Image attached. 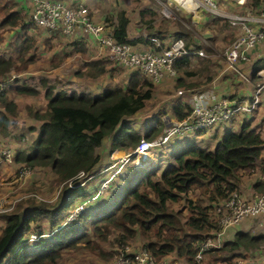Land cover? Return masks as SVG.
<instances>
[{
    "label": "trees",
    "instance_id": "trees-1",
    "mask_svg": "<svg viewBox=\"0 0 264 264\" xmlns=\"http://www.w3.org/2000/svg\"><path fill=\"white\" fill-rule=\"evenodd\" d=\"M260 4L262 7L264 0H250L245 5L258 7ZM16 6L17 3L13 0H0V44L4 39L2 31L14 27L26 30L29 27L25 23L26 15ZM138 14L140 23L146 24L145 29H151L157 12L153 8H142ZM181 19L182 21L173 20V25L177 28L174 32L170 31L169 20L158 21L156 36L163 44L170 39L181 38L189 49H204L196 36L198 33L195 28L192 26L189 29L184 25L183 21L190 24L186 20L188 18L182 16ZM217 21L215 19L211 22L217 26ZM104 23L118 42L153 45L150 41L155 36L153 32L145 37L129 39V19L122 9L115 17L107 16ZM228 25L223 24L216 29L223 32L228 29ZM77 45L84 53V45ZM34 48L35 39L32 36L17 35L10 46L13 55L5 56L0 52V77L17 70L20 66L18 62L32 63L35 59L28 53ZM205 51L211 53L208 47H205ZM15 56L16 58H12ZM207 62L204 56L199 67L195 68L192 67L189 56L178 57L174 63L176 85L187 88L195 86L197 83L186 84L185 80L197 76L207 67ZM109 64L110 61L103 58L89 60L84 63V70L78 74L91 79L97 78L107 71ZM262 66L264 59L258 61L255 70ZM16 79L5 88L4 94H0V135L3 137L10 136L9 115L16 110V104L8 99L7 93L38 94L37 89L19 83ZM209 79L208 76L206 81ZM153 91V84L139 72L129 77L125 87H109L97 95L86 92L67 93L64 90L54 92L52 86L46 87L47 103L44 111L30 108L32 117L41 121L38 128H29L30 131H37L33 146L29 152L16 150L14 159L31 168L48 169L64 185L54 203L29 198L20 201L17 208L6 216L5 224L0 230V264H58L60 253L65 248H73L78 243L94 248V241L88 239V232L105 240L113 230L121 232L119 244L140 235L142 245L156 258L175 255L190 263L193 261L201 241L211 230L218 229L214 205L238 188L240 170L254 171L259 163L261 171H264V159L261 156L264 140L260 131L247 123L236 132L225 133L212 150L191 148L181 152L174 163L159 175L153 169L147 170L99 216L92 217L87 211H80L74 220L64 223L65 216L74 206L89 198L87 190L79 184L81 179L76 177L81 171L89 175L94 169L99 160L97 149L106 137L113 134L121 124V131L113 139L111 148L132 150L141 137L150 141L155 137L157 129L152 128L141 136L126 122L127 118L145 106ZM174 113L176 119L181 121L189 115L190 107L178 105L174 108ZM255 184L257 191L264 189V183ZM196 188L204 193V199L194 201L189 197V192ZM79 198L84 199L75 203ZM181 199L188 203L185 215L181 209L169 208L171 202ZM42 218L50 222L51 234L48 238L32 242L31 248L26 247L25 234L31 231L33 225L36 230L42 231L38 226ZM226 236L219 248L209 252L215 253L212 256L213 263L246 257L250 251H259L264 247L263 233L251 234L237 230L232 239H226ZM223 252L226 254H221Z\"/></svg>",
    "mask_w": 264,
    "mask_h": 264
},
{
    "label": "crops",
    "instance_id": "crops-1",
    "mask_svg": "<svg viewBox=\"0 0 264 264\" xmlns=\"http://www.w3.org/2000/svg\"><path fill=\"white\" fill-rule=\"evenodd\" d=\"M17 3L16 8L21 10L22 13L26 15L25 23L29 24V27L24 30L21 27L10 28L7 31L4 30L3 34V42L0 44V47L4 46L8 49H0L1 53H4L5 56L13 55L12 49H10L11 43L15 40L16 36L19 34L30 35L35 39V48L31 50L28 55L34 57V61L32 63L26 64V62H18L20 66H18L19 71L15 70L17 73V81L19 83H24L28 86H32L37 89V95H24V94H14L7 93L8 99L13 101L16 104V110L14 113L9 115L10 125L17 122V120L25 119L28 122V125L37 127L40 125L41 121H38L32 117L30 114V108L34 110H38L43 112L46 108L47 100L45 98V90L44 86H52L54 92L58 90H64L67 93L72 92H86L91 95H97L101 93L104 89L109 87L121 86L125 87L129 77L132 75L130 71L120 66H111L107 67V71L97 77V78H88L85 76H80L78 73L84 70V63L89 60L100 59L98 56L99 46L94 38L89 33L84 32L81 28H77L74 35L65 36L61 35V33L50 30L48 28L37 26L30 19V11L32 6L31 0H13ZM67 5H74L77 3H82L87 6L90 10H92L87 2L83 0H62ZM178 1L179 10L181 8L186 9H197L198 6H201L204 10H206L202 5L197 2H192V5L187 0H176ZM222 4L226 6L228 10H234L239 8H244L242 11H250L252 14H257L260 11V4L258 7H251L245 5L246 0H221ZM237 3H240L241 6H238ZM230 6V7H229ZM189 7V8H188ZM143 7H140L142 9ZM149 8V7H146ZM220 8V7H219ZM199 9V8H198ZM221 9V8H220ZM207 11V10H206ZM208 12V11H207ZM91 15V11H90ZM139 15V14H138ZM94 22L100 23V18L95 19L96 15L93 17L91 15ZM194 17V16H193ZM191 18L193 23H199V18ZM106 18V17H105ZM138 18V16H137ZM129 19V18H128ZM139 19V18H138ZM175 19L182 21L181 17L177 16ZM207 19V18H205ZM139 21V20H138ZM209 21V20H208ZM105 22V19H104ZM103 23V22H102ZM105 24V23H104ZM130 24V23H129ZM129 24H128V37H129ZM138 24H140L138 22ZM41 29H46L49 31L57 32V35H61L60 39L62 40L63 46L57 47L56 49H61L57 52L52 51L49 53L48 57H45L43 54L46 50L44 44H41L39 39V32ZM229 32V33H228ZM238 30L235 27L229 26L228 29H225L222 34L223 36L227 35L228 40L232 34H236ZM56 35V34H55ZM55 35L47 36L46 41L48 43V39L51 42V39L56 38ZM138 36V35H137ZM145 37L143 34H140L139 37ZM199 37L201 42L204 41L205 38L196 34ZM136 37V36H135ZM130 39V38H129ZM77 44H83L85 48V52H81L78 49ZM227 45V43H226ZM225 45V46H226ZM136 48L145 50L149 49L151 46L144 43H136L134 44ZM140 46V47H138ZM224 46V47H225ZM51 50V49H49ZM51 56V57H50ZM58 56H61L58 58ZM50 57V58H49ZM204 56L194 55L190 57V62L193 66L199 67V60H202ZM16 58V56L14 57ZM49 58V59H48ZM207 62V67L200 71L198 74L200 77L198 80L203 82L197 83L193 77H189L185 80V83H197L195 86L187 88L184 86L176 85L177 74H164L161 80L157 83H153L149 78L150 82L154 86V91L152 97L147 100L145 106L143 108H147L148 103L156 100V106L152 105L154 110L147 111L144 115H139L141 120H135V115L139 112H136L132 117L127 118L126 122L129 127L138 132L141 136H144L150 129H157L154 133L155 137L151 140L153 142V146L146 152L144 157L146 160L144 161L146 165L139 164L138 156L132 154L134 149H126V148H111V144L113 139L117 136V134L121 131L122 124L116 129V131L106 137L102 143V145L97 149V154L99 155V160L97 164L94 166V169L90 172L89 176L87 175L84 178L83 187L87 190V196L90 199L96 193L97 186L106 179H112L114 182L116 179L117 182H121V185L117 186L112 194L108 196L106 191L102 196L108 197L107 199L98 197L96 200L86 204V211L90 214V216H99L104 211L109 209L114 202L128 189V187L133 184L127 186V180L131 178V173L128 169L131 168H141L145 171L149 170L145 167L153 168L156 171V174H160L168 165L174 163V160L177 155L181 152L186 151L191 148H199L197 145L200 142L202 145L206 146V143H210V149L212 150L217 142L225 135V133L229 131H238L239 128L243 124H249L251 128H256L260 131L261 136L264 140V91L262 97L259 101V105L257 109L252 113H244L242 111L236 113L230 120L214 124L210 128L200 131L193 132L188 130H183L180 133L172 134L169 139L165 142H162V136L167 133L168 128L180 122L176 119L174 108L178 105H185L191 107L193 102L194 95H202L207 99L213 102L220 97H227L230 100L235 99H244L249 98L253 92L254 84L258 80V77L255 75V71L263 68L259 67L255 70V66L258 61L264 59V39L258 42L248 54V60L245 62H240L236 64L235 68L229 66L226 60L223 58H218L217 55H207L205 56ZM23 64L24 66H21ZM33 69L35 72H47L46 81L45 79H41L44 84H29L24 76L25 73L31 72ZM116 69H120L121 71H116ZM240 73L245 74L249 77V80L245 81L240 76ZM210 77L209 80L206 81L207 77ZM118 77H124L122 80H119ZM122 82L124 84H122ZM156 86V88H155ZM149 108V107H148ZM141 110V109H140ZM160 115V119L158 120V116ZM144 116V117H143ZM156 118V121L153 119ZM183 120V119H182ZM181 120V121H182ZM140 121V122H139ZM150 122H157L150 124ZM29 127V128H30ZM10 128V136L5 137L4 140L0 142V145H4V147L8 146L10 149L15 150H23L25 147L26 139L25 137H19V132H15L13 128ZM30 135V142L34 141L37 131L28 130ZM194 133H201L200 135L195 136ZM23 144L22 149H19L18 146ZM137 147V146H136ZM142 156V157H143ZM264 159V150L261 154ZM18 163V162H17ZM115 163V165H114ZM109 166L111 167L109 169ZM159 168V170L157 169ZM164 168V169H163ZM109 169V171H108ZM259 163H257L254 171L250 169H243L239 172L238 179V189L240 190L243 196H247L250 194H254L257 192L256 182L264 183V171L259 170ZM125 170L127 172H125ZM124 173V174H123ZM145 173V172H144ZM247 173V174H245ZM115 174V175H114ZM123 174V175H122ZM138 175L136 179L139 177ZM88 177V178H87ZM96 177H100V180L97 182H91ZM116 177V178H115ZM133 178L130 181H136ZM110 181V182H112ZM94 189V190H93ZM264 190V189H263ZM107 195V196H106ZM190 197V196H189ZM84 198H79L75 201V203L83 200ZM88 201V202H89ZM187 213L186 208H183L182 214L185 215ZM4 225V224H2ZM3 226H1L2 228ZM1 230V229H0ZM243 230L245 232H250L251 234L255 231V226L252 224H248L245 220H243L240 224L236 226H232L227 228L226 239H232L235 231ZM32 243H26V247L31 248ZM216 250V249H214ZM211 250V251H214ZM209 251V252H211ZM208 252V253H209ZM207 253V254H208ZM204 256L202 262L200 264H204L206 261V256ZM210 254V253H209ZM263 252L259 251H250L246 257H241L242 259L238 264H261L264 259ZM166 258H176L182 261H186L184 258H179L175 255L165 256ZM240 258V257H237ZM237 261V260H236ZM188 262V261H186ZM190 263V262H188ZM220 263V262H218ZM217 264V263H216Z\"/></svg>",
    "mask_w": 264,
    "mask_h": 264
},
{
    "label": "built area",
    "instance_id": "built-area-1",
    "mask_svg": "<svg viewBox=\"0 0 264 264\" xmlns=\"http://www.w3.org/2000/svg\"><path fill=\"white\" fill-rule=\"evenodd\" d=\"M31 1L30 19L34 24L58 31L65 36L74 35L76 29L81 28L96 39L100 58L109 60L115 66L123 67L131 73L144 74L153 83L159 82L166 73L175 74L174 63L178 57L184 55L189 57L194 55L204 56L202 50L187 48L181 38L170 39L163 44L156 35L150 38L153 45L149 49L140 50L127 42L116 41L111 34V29L104 23L94 22L89 8L82 3L67 5L62 0ZM191 1H199L200 5L213 14L214 17H227L229 24L238 30L234 40L224 50V59L229 66L235 68L236 64L247 61L249 51L264 39V5L260 8L258 14H252L249 11L245 14L225 15L217 6L215 0ZM255 75L258 80L255 82L253 92L249 98L230 100L227 97H220L210 102L211 100L202 95H194L189 115L169 127L167 133L161 138L162 142L167 141L172 134L180 133L183 130L204 131L214 124L230 120L240 111L244 113L254 112L264 91V67L256 70ZM240 76L245 81L249 80V77L243 73H240ZM16 77L17 75L13 74L0 80V94L4 93L5 88L11 85ZM152 146V141L141 137L132 154L137 155L139 158V156L145 155ZM29 173L30 168L26 165L22 166L19 169V178L26 177ZM86 176L81 171L76 178L84 180ZM79 184L83 185V181ZM238 190H232L224 199L214 205V208L211 207L216 214L215 219L219 227L211 230L201 241L191 263L176 258H156L145 246L138 247L135 250L130 246H125L120 261L136 264H200L209 251L222 245L227 228L240 224L246 218L259 216L261 217L259 227L264 228V190L257 191L249 198L243 196ZM99 192H96L90 199L95 198ZM88 201L89 199L78 203V206L76 204L66 219L69 220V216L74 218ZM5 203L6 201L2 202V204ZM6 210L0 205V211ZM40 235L30 233L29 240H36ZM262 264H264V259Z\"/></svg>",
    "mask_w": 264,
    "mask_h": 264
},
{
    "label": "rangeland",
    "instance_id": "rangeland-1",
    "mask_svg": "<svg viewBox=\"0 0 264 264\" xmlns=\"http://www.w3.org/2000/svg\"><path fill=\"white\" fill-rule=\"evenodd\" d=\"M83 1L87 2L86 4H89L91 6L92 10L89 9L91 11V15L93 17L96 15L97 17H95V19L100 18V19H97L100 21V23H102V22L104 23L105 17H107V16L115 17L117 12L120 9L124 10L126 13V16L129 18V23H130L129 24V38L130 39L138 38L140 34L147 36L149 34V32H153L154 35H156L155 32L158 29L157 22L160 20H163V19L170 21L169 22L170 31L174 32V30H176L177 28H175V26L173 25V20H175V18L177 16L187 17L188 19H186V20L190 21V24L183 21L184 25L189 29H192V26H193V28H195V31L200 36L205 38L204 41L201 43L204 47V49H202L204 56H207L206 54H208L205 51V47H208L211 49V53L208 55H217L218 58H223L225 48L235 38V34H232L230 37V40L227 41L228 40L227 35L223 36L222 32H219L216 29L217 26H221L223 24H229V19L227 17H214V16H212L213 14H211L210 12H207L201 6H198L197 9L181 8L179 10L177 8V7H179V5L177 4L178 1H176V0H83ZM187 1L190 3V5H192L190 0H187ZM215 1L217 3V6L221 8L223 14H225V15H233V14L239 15V14H245L246 12H249L248 10L242 11L244 9L243 7L239 8V9L228 10L226 8V6H224V4H222L221 0H215ZM249 1L250 0H246L243 3H245V4L249 3ZM197 3L200 4L199 1H197ZM237 5L241 6L240 3H237ZM140 7L153 8L157 12L156 19H155L153 27L151 29H145L146 24L140 23V17L138 15ZM195 15H197L196 18H199V23H193L191 18H194ZM137 16L139 19L137 18ZM147 17L148 16H146V18ZM205 18H207V19H205ZM215 19L218 20L216 23V24H218L217 26L211 22L212 20H215ZM138 22L140 24H138ZM229 26H231V25L229 24L228 27ZM7 30H5V31H7ZM41 30L42 31L39 32V39L41 41V44L42 45L44 44V46L46 48V50L43 51L44 52L43 54L45 55V57H48L49 53H51L52 51L57 52V51L61 50V49L57 50L56 48L63 46L62 40L64 41V39H60L62 33H61V35H59V34L57 35L58 31L53 32V31H49L46 29H41ZM3 32L4 31H2V33ZM153 33H150V34H153ZM51 34L52 35L56 34L55 35L56 38L51 39V42L48 39V43H47L45 38H47V36H51ZM139 43H141V42H139ZM226 43H227V45H226ZM11 45H12V43H11ZM138 47H140V46H138ZM0 49L4 50V49H8V48H5L4 46H2V47H0ZM49 49H51V50H49ZM137 49H139V48H137ZM60 57L61 56H58V58H60ZM12 58H14V57H12ZM100 59H102V58H100ZM199 61H202V60H199ZM109 65L115 66L111 62ZM21 66H24V65L21 64ZM192 67L196 68V66H193V65H192ZM116 71H121V70L116 69ZM12 72H15V69ZM12 72L5 74V76L3 78L9 77L13 74L19 75L17 73H12ZM46 75H47L46 71L34 73L33 69H31V72L25 73L22 76L27 78L26 81L29 84H34V83L44 84L41 79H45V81H46V77H47ZM199 77H200L199 74H197V76L193 77V79H195V82H197V83L203 82L201 80H198ZM3 78L0 77V80ZM123 78L124 77H118L119 80H122ZM122 84H124V83L122 82ZM46 87L47 86H44L43 88H46ZM155 88H156V86H155ZM156 100H158V99H155V100L148 103L149 108L147 107L146 109L142 108L141 110H139V112L135 115L134 121L137 119L141 120L139 118V115H142V114L144 115L147 111H153L154 108L152 105L156 106V104H157ZM155 116L158 118V120L160 119L159 114H155ZM153 121H156V118L153 119ZM153 123H157V122H150V124H153ZM10 127L13 128L15 132H19L18 136L20 138L25 137L24 139H26V143L24 145L25 148L23 149V151L29 152L30 148L33 146V141L30 142V135L28 133L30 126L28 125V122L25 121L24 118H22V120H20V119L17 120V122L10 125ZM194 134H195V136H197V135H200L201 133H194ZM4 138L5 137L0 135V142L2 140H4ZM197 145H199L198 146L199 148L211 150L209 148L211 146L210 143H206V146H205V145H202L200 142H198ZM22 146H23V144H20L18 146V148L22 149ZM8 153H9V155H8ZM15 156H16V150L14 148L10 149L8 146L4 147L3 144L0 145V205L7 209L6 211H0V229H1V226H4L2 224H5L6 216L11 211H13L17 208L20 201L23 202L29 198H34L36 201H45L48 204H52L55 202L57 196L59 195L60 190L62 189V187L64 185V183L58 182L55 174L51 173L46 168H31L28 166L30 168L29 175L26 177L19 178V169L25 165L23 163H19V162L17 163V161H15V159H14ZM114 165H115V163H114ZM110 168L111 167L109 166V169ZM145 168L150 169V167H145ZM109 169H108V171H109ZM151 169H153V168H151ZM157 169L159 170V168H157ZM128 170L131 173L130 179L133 178L134 180L136 179V177L138 175L141 176V175H143L144 172H146L144 169H141V168H131ZM259 170H261V168ZM125 172H127V171L125 170ZM245 174H247V173H245ZM138 178L136 179V181L138 180ZM130 179H128L126 181L127 186L130 185L131 183H134V180L130 181ZM98 180H100V177L94 178L93 180H91V182H97ZM114 180H115L114 182L112 181V179L111 180L106 179V180L102 181L97 186V188H95L96 192H99V191L100 192L95 196V198H93L92 200H90L87 203H90V202L96 200L98 197H101L104 194V193H101L103 191L108 190L107 192H105V193H108V196L110 194H112L113 191L115 190V188L117 186L121 185V182H117L116 179H114ZM110 181H112V182H110ZM238 191H240V190H238ZM259 193H263V192H259ZM252 195L253 194H250V195H247L246 197L249 198ZM189 196L194 201H196L199 198H203V199L205 198L204 193L201 192L200 190H198L197 188L194 191H190ZM102 197L105 199L108 198V197H104V196H102ZM3 201H6V203L2 204ZM186 204H188V203L184 199H181L178 202H171L169 204V208L173 209V210H177V209L183 210V208H186V210L188 211ZM78 205L79 204H77V206ZM86 208L87 207H84L81 211H86L87 210ZM66 217H67V215L65 216L64 223H66L68 221H72L75 218V217L73 218L72 216H69L68 217L69 220H67ZM260 219H261L260 216L259 217H249V218L244 219L248 224H252V226L253 225L255 226V231L252 233H255V234L263 233L264 234V228L259 227ZM39 225H40V228L42 231L36 230L34 228L35 225H33L31 231L28 234H25L26 237H25L24 241L34 243L41 238H44V237L48 238L49 237V235L51 234V231H49V230H51L50 222L48 220H46L45 218H42L38 222V226ZM30 233L41 234V235L36 240L30 241L29 240ZM120 235H121V232L113 230L108 235L107 239L100 240L96 237V235L93 232L92 233L88 232V239L94 241V242H92L93 243L92 245L94 248L87 247L83 243H78L73 248L63 249L60 253V258L57 262H58V264H136L133 262L122 263L120 261V256H121V253L123 252V249L125 246H130L133 250H135L138 247L143 246L142 245L143 241H142L141 236L137 235L134 238L125 241L124 244H119V236ZM261 251L263 252L262 255H264V247L262 248ZM221 254H226V253L223 252ZM214 255H215V253H213V254L208 253L206 256V261L204 262V264H216V263H213V261H212V256H214ZM241 259H242L241 257L235 258L232 261H227V262H222V263H217V264H238L237 263L238 260L240 261Z\"/></svg>",
    "mask_w": 264,
    "mask_h": 264
},
{
    "label": "bare ground",
    "instance_id": "bare-ground-1",
    "mask_svg": "<svg viewBox=\"0 0 264 264\" xmlns=\"http://www.w3.org/2000/svg\"><path fill=\"white\" fill-rule=\"evenodd\" d=\"M190 2H191V0H190ZM191 3H192V2H191ZM142 156H143V155H142ZM142 156H139V158H138V162H139V164L146 165L147 163L144 164V163H145L144 161L146 160V159H145L146 157H144V156L142 157Z\"/></svg>",
    "mask_w": 264,
    "mask_h": 264
},
{
    "label": "clouds",
    "instance_id": "clouds-1",
    "mask_svg": "<svg viewBox=\"0 0 264 264\" xmlns=\"http://www.w3.org/2000/svg\"><path fill=\"white\" fill-rule=\"evenodd\" d=\"M89 176V175H88ZM88 178V177H87ZM81 181H83V183H84V180L83 179H81ZM238 189V188H237ZM26 242V241H25ZM28 243V242H27ZM30 243H32V242H30Z\"/></svg>",
    "mask_w": 264,
    "mask_h": 264
},
{
    "label": "water",
    "instance_id": "water-1",
    "mask_svg": "<svg viewBox=\"0 0 264 264\" xmlns=\"http://www.w3.org/2000/svg\"><path fill=\"white\" fill-rule=\"evenodd\" d=\"M146 159V158H145ZM145 164V163H144Z\"/></svg>",
    "mask_w": 264,
    "mask_h": 264
}]
</instances>
